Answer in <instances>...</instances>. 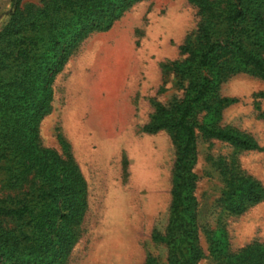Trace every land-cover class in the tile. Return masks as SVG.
Instances as JSON below:
<instances>
[{
  "label": "rangeland",
  "instance_id": "374dc122",
  "mask_svg": "<svg viewBox=\"0 0 264 264\" xmlns=\"http://www.w3.org/2000/svg\"><path fill=\"white\" fill-rule=\"evenodd\" d=\"M43 1L22 0L20 7ZM11 10L12 0H0V31ZM201 22L188 0H139L109 29L70 45L39 123L41 145L71 156L86 184V210L66 264H144L148 256L169 264L167 248L152 235L167 226L175 149L169 132L142 130L155 102L171 108L183 99L186 83L163 66L184 60L181 48L194 43ZM219 97L234 103L219 113L198 109L193 122L248 136L264 149V82L236 75ZM193 172L198 263L231 264L249 245L264 248V199L240 216L227 210L240 194L239 179L264 188V151L240 152L197 130Z\"/></svg>",
  "mask_w": 264,
  "mask_h": 264
},
{
  "label": "trees",
  "instance_id": "16d2710c",
  "mask_svg": "<svg viewBox=\"0 0 264 264\" xmlns=\"http://www.w3.org/2000/svg\"><path fill=\"white\" fill-rule=\"evenodd\" d=\"M12 0L0 31V264H66L86 210V184L69 155L44 148L39 123L49 113L52 82L70 45L110 28L139 0H44L20 7ZM202 16L194 43L181 48L184 60L163 66L186 83L171 108L153 104L143 133H170L175 149L166 229L152 241L168 250L169 264H199L195 199L197 130L240 152L264 151L239 133L197 126L198 109L222 111L234 100L220 98L221 85L236 75L264 82V0H188ZM58 141L64 146L63 139ZM234 216L264 199V188L239 179ZM242 188V189H241ZM231 264H264V248L252 244L231 256ZM144 264H155L148 256Z\"/></svg>",
  "mask_w": 264,
  "mask_h": 264
},
{
  "label": "bare ground",
  "instance_id": "6f19581e",
  "mask_svg": "<svg viewBox=\"0 0 264 264\" xmlns=\"http://www.w3.org/2000/svg\"><path fill=\"white\" fill-rule=\"evenodd\" d=\"M107 53H109V51H108ZM110 53H112V54H111V57H116L117 54H118V52H112V51H111ZM110 53H109V54H110ZM104 57H105V56H104ZM118 58H119V57H118ZM104 59H105V58H104ZM101 60H102V59H101ZM110 61H111V60H110ZM107 62H108V61H107ZM99 63H100V62H99ZM110 63H111V62H110ZM113 63H114V62H113Z\"/></svg>",
  "mask_w": 264,
  "mask_h": 264
}]
</instances>
